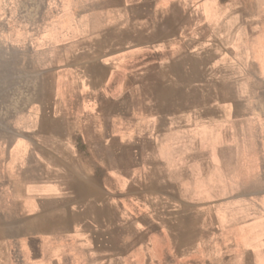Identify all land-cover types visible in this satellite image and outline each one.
Instances as JSON below:
<instances>
[{
	"label": "crops",
	"instance_id": "obj_1",
	"mask_svg": "<svg viewBox=\"0 0 264 264\" xmlns=\"http://www.w3.org/2000/svg\"><path fill=\"white\" fill-rule=\"evenodd\" d=\"M259 40L264 0H0V264H264Z\"/></svg>",
	"mask_w": 264,
	"mask_h": 264
},
{
	"label": "rangeland",
	"instance_id": "obj_2",
	"mask_svg": "<svg viewBox=\"0 0 264 264\" xmlns=\"http://www.w3.org/2000/svg\"><path fill=\"white\" fill-rule=\"evenodd\" d=\"M261 42V43H260ZM264 40L257 42L253 58L259 70L249 69L245 61L243 80H238V94L243 96V157L245 161L260 160L261 189H264ZM239 74V71L237 72ZM239 110V109H238ZM236 121V120H235ZM234 121V122H235ZM258 144V149L255 147Z\"/></svg>",
	"mask_w": 264,
	"mask_h": 264
}]
</instances>
